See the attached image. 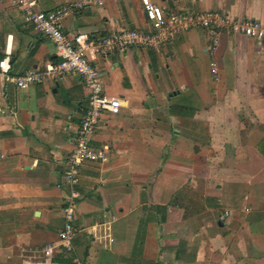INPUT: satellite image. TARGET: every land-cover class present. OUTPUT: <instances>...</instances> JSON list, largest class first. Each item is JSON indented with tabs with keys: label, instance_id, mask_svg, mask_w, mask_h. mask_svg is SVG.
<instances>
[{
	"label": "crops",
	"instance_id": "1",
	"mask_svg": "<svg viewBox=\"0 0 264 264\" xmlns=\"http://www.w3.org/2000/svg\"><path fill=\"white\" fill-rule=\"evenodd\" d=\"M74 1L33 0L40 11ZM151 1L165 15L264 22V0ZM151 28L143 0L87 5L62 23L67 36L95 39ZM219 37L217 80L208 28L157 49L89 51L121 107L93 134L109 160H86L78 174L74 243L85 264H264V51L242 33ZM8 54L12 76L60 59L21 7L0 0V61ZM89 96L77 72L21 88L0 69V264H73L60 247L50 257L43 247L64 225L67 158ZM225 209L232 215L221 222Z\"/></svg>",
	"mask_w": 264,
	"mask_h": 264
},
{
	"label": "built area",
	"instance_id": "2",
	"mask_svg": "<svg viewBox=\"0 0 264 264\" xmlns=\"http://www.w3.org/2000/svg\"><path fill=\"white\" fill-rule=\"evenodd\" d=\"M106 0H77L51 11H40L35 8L33 0H10L13 6L21 7L27 20L41 33L51 39L60 57L58 62H47L44 69L35 67L24 73L10 74V54L0 61V69L7 80H11L21 88L43 82L46 76L62 77L70 72L81 75L90 91L89 108L78 129L76 145L67 158L63 183L67 187L66 202L63 206L64 225L58 232V242L43 247L46 257L53 255L55 247H60L71 257L73 264H85L84 258L77 250L74 240L77 233L76 212L82 197L77 187L78 174L82 163L90 161H108L105 150L92 147L93 134L99 125L103 113L116 114L121 107L118 96L109 95L104 90L101 80L102 72L90 61L89 51L98 56H107L115 51L130 47L160 48L168 43L176 34L193 28H208L213 36L208 48L209 66L212 77L219 78L218 51L220 45L219 32L242 33L253 38L259 50L264 51V22L257 19L232 20L224 12L202 11L197 13H169L151 0H143L147 16L151 21V29H129L115 31L95 39L85 32L75 36H67L62 23L73 13L80 12L87 5L104 6ZM4 112V101L0 98V115ZM61 186V184H59ZM245 211L250 208L245 207ZM232 215V210L225 209L219 214V220L225 222Z\"/></svg>",
	"mask_w": 264,
	"mask_h": 264
}]
</instances>
